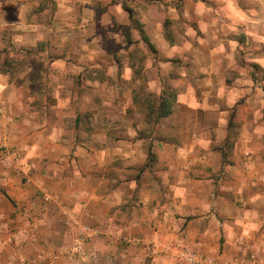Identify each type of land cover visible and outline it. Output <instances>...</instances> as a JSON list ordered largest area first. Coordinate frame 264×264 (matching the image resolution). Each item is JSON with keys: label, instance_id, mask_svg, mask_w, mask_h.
I'll return each mask as SVG.
<instances>
[{"label": "crops", "instance_id": "1", "mask_svg": "<svg viewBox=\"0 0 264 264\" xmlns=\"http://www.w3.org/2000/svg\"><path fill=\"white\" fill-rule=\"evenodd\" d=\"M123 1L0 0V264H264V0Z\"/></svg>", "mask_w": 264, "mask_h": 264}, {"label": "rangeland", "instance_id": "2", "mask_svg": "<svg viewBox=\"0 0 264 264\" xmlns=\"http://www.w3.org/2000/svg\"><path fill=\"white\" fill-rule=\"evenodd\" d=\"M172 1H175L177 6L179 7L180 0H169V1H167V3H173ZM123 2L124 3L125 2L132 3L131 0H124ZM156 2L157 1H155V4H157ZM126 4H128V3H126ZM125 32L127 33V38L129 40L130 39L133 40L135 38V39H137L136 41H138V44L135 48H133V46H132L133 51L131 54H132V58L135 57L139 62V69H140L139 74L140 75L144 74L146 62L149 61L148 56H151L152 58H157V54H156L157 48L156 47L150 48L145 43L141 42V38L136 37V35L133 33L132 26L127 27ZM133 36H134V38H133ZM57 51H58V49H57ZM111 51H114V49L111 48ZM129 51H130L129 47H127V49H124L123 51H120V49H116L115 56H117V53L118 54L120 53L123 57H128ZM59 52H60V49H59ZM98 72H99L98 76L104 77V75H105L104 70L100 69V71H98ZM150 73L152 74V71H150ZM86 87L89 88V86H86ZM89 92L90 91H88L87 88H85V94H87L88 97H89ZM138 92L139 93L134 96V103L133 104L135 106L132 107V110H131V107H127L125 112L124 111L115 112V113L110 112L108 115H110V117H112V118L116 115V117H118L117 120L121 121V123L119 124L120 127L118 129H116V131H118V132L120 131L121 133H125V132L129 133V131L132 129L129 130V127H124V125H129L130 127H131V125H133L132 128H134L136 126V124H140V128L138 129L139 135L147 136V135L151 134V131H152L153 127L155 126V123H154L155 122L154 121L155 115H151V113L149 112L148 107H147V101L151 98L155 99L156 97H159V95H157L153 92H146L145 90H142L141 92L139 90ZM85 101H88L87 97L85 98ZM96 102L100 103V101H96ZM97 114H98V117L100 118L99 115H102L103 113H97ZM85 116H87L89 119V117L94 116V114L91 112H87V113H85ZM119 119H121V120H119ZM132 132H133V130H132Z\"/></svg>", "mask_w": 264, "mask_h": 264}, {"label": "built area", "instance_id": "3", "mask_svg": "<svg viewBox=\"0 0 264 264\" xmlns=\"http://www.w3.org/2000/svg\"><path fill=\"white\" fill-rule=\"evenodd\" d=\"M0 100L2 101L1 110L5 109L6 101L0 94ZM84 244V237H80L77 242V248L81 249ZM182 256L185 257L188 264H263L256 254H252L250 258L242 261H219L216 258L207 256L197 251L182 252Z\"/></svg>", "mask_w": 264, "mask_h": 264}, {"label": "trees", "instance_id": "4", "mask_svg": "<svg viewBox=\"0 0 264 264\" xmlns=\"http://www.w3.org/2000/svg\"><path fill=\"white\" fill-rule=\"evenodd\" d=\"M124 7L127 10L132 11V9L127 8V5L125 4H124ZM170 105H171V102L164 95H159V97H156L155 99L151 98L147 101V107H148L149 112L151 113V115H155V119H154L155 124L159 121V119L162 116H165L168 114L169 112L168 109L170 108Z\"/></svg>", "mask_w": 264, "mask_h": 264}]
</instances>
